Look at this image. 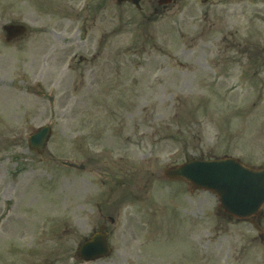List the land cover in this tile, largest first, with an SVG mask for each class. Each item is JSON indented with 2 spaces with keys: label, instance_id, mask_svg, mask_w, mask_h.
<instances>
[{
  "label": "rangeland",
  "instance_id": "obj_1",
  "mask_svg": "<svg viewBox=\"0 0 264 264\" xmlns=\"http://www.w3.org/2000/svg\"><path fill=\"white\" fill-rule=\"evenodd\" d=\"M147 1L0 0V264H230L255 234L163 171L223 155L264 165V0H228L208 19L200 3L159 15ZM11 22L28 31L6 41ZM43 124L38 154L27 138ZM121 155L128 187L112 177ZM101 224L111 252L80 259Z\"/></svg>",
  "mask_w": 264,
  "mask_h": 264
},
{
  "label": "water",
  "instance_id": "obj_2",
  "mask_svg": "<svg viewBox=\"0 0 264 264\" xmlns=\"http://www.w3.org/2000/svg\"><path fill=\"white\" fill-rule=\"evenodd\" d=\"M131 1L138 4V0ZM4 28L13 36L24 30L22 26L8 25ZM47 136L48 128H41L30 136V146L42 151ZM165 174L169 177L184 178L194 188L216 192L221 206L227 212L240 217L258 214L264 204V167H245L235 158L192 160L169 168ZM101 237L95 235L87 241L80 248V255L85 259H92L107 254L109 250Z\"/></svg>",
  "mask_w": 264,
  "mask_h": 264
},
{
  "label": "flooded vegetation",
  "instance_id": "obj_3",
  "mask_svg": "<svg viewBox=\"0 0 264 264\" xmlns=\"http://www.w3.org/2000/svg\"><path fill=\"white\" fill-rule=\"evenodd\" d=\"M170 2L176 4L178 6L179 9V14L184 15L186 13H191L194 11H199V7H198V3H200L202 5V7H204L203 10V16L204 19H208L210 17V14L212 12H216L218 11L219 8H216V6L218 4L223 3L224 5H227L226 7V11L227 13L230 11L229 10V5L230 2L228 0H224V2H222V0H169ZM200 1V2H199ZM156 2V4H154ZM149 5L150 8H152V12L153 13H159V15L161 13L166 12L167 5L166 4H162V0H149ZM225 8V7H224ZM264 8V2H262V4L260 6L256 7L257 12H262V9ZM225 10V9H224ZM220 12V10L218 11ZM127 142H128V149L131 148V139L130 138H126ZM86 163H88V160H86ZM100 213L102 212L101 210L99 211ZM102 215V214H101ZM252 220L254 221H250L254 224H256L258 227L261 228L263 221H264V212H262L259 217L257 218H252ZM263 229V234L262 236L259 234H252L250 236H246L243 235V239L242 241L244 242V245H240L238 250V253H234L233 257L230 258L229 261H225V262H229L230 264H247L246 260L252 256L251 263H255V264H263V254L262 252H259L256 250L255 253H251V255H246V252H244L247 247L249 242H255L256 243V248H261L264 245V226L262 227ZM249 231V230H248ZM237 243V242H236ZM238 244V243H237ZM219 248V247H218ZM237 248V247H233V246H228L227 249L225 251H227L226 253V257L228 256V258L230 257V253L232 251V249ZM225 259V258H224Z\"/></svg>",
  "mask_w": 264,
  "mask_h": 264
}]
</instances>
